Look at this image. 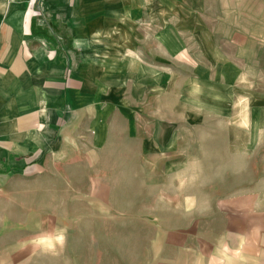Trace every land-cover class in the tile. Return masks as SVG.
<instances>
[{
    "label": "crops",
    "instance_id": "0c3cea01",
    "mask_svg": "<svg viewBox=\"0 0 264 264\" xmlns=\"http://www.w3.org/2000/svg\"><path fill=\"white\" fill-rule=\"evenodd\" d=\"M240 4V22L231 24L206 13V0H0V264H39L29 249L40 248V233L81 230L97 206L117 226L120 162L131 161L127 183L136 182L137 165L148 169L149 184L152 156L168 160L163 140L151 143L150 131L119 111L129 102L121 96L127 75L143 72L150 89L153 64L162 72L169 55L182 64L191 57L196 72L197 55L215 70L209 118L223 117L220 104L231 95L239 105L264 101V91L247 89L253 78L264 81V0ZM158 80L165 86L166 74ZM130 198L123 215L138 213L140 198ZM184 203L155 211L162 235L143 264H264V207H249L248 190L215 198L202 212ZM185 213L191 218L181 225ZM46 237L51 245L55 235Z\"/></svg>",
    "mask_w": 264,
    "mask_h": 264
},
{
    "label": "rangeland",
    "instance_id": "374dc122",
    "mask_svg": "<svg viewBox=\"0 0 264 264\" xmlns=\"http://www.w3.org/2000/svg\"><path fill=\"white\" fill-rule=\"evenodd\" d=\"M215 1L206 0L210 5L205 8L206 13L218 14L222 21L231 24L240 22L239 17L243 14L240 0L221 1L218 7H215ZM170 19L174 20L173 17ZM199 24L201 37L207 39L208 30L204 29L207 26ZM169 26L175 28L174 24ZM217 27L222 29L223 23ZM176 34L174 30L169 31V53L176 51ZM184 39H187L186 33ZM191 45L189 42L190 49ZM195 57L200 61L196 72L191 69V57H188L189 62L182 64L179 57L169 55L167 69L162 72L154 71L159 64H153L150 89L146 87L148 81L141 71L121 80V96L129 101L121 104V115L130 116L133 119L130 126L141 133L150 131L151 143L159 144L163 140L168 160L159 162L158 155L152 156L149 184L143 183L144 179L148 182V169L137 165L136 182L127 183L125 180L131 178L127 165L131 161H121L120 175L115 174V178H119L121 194L119 224L115 225L111 215L96 212L101 210L97 206L94 213L79 222L81 230L40 233V248L34 249L33 253L29 249V255L34 254L39 264H143V253L149 255L162 235L155 211L160 207L165 209L166 204L169 206L176 200L194 205L202 212L214 204L215 198L224 199L233 192L248 190L249 207H264V101L239 105L237 94L227 92L226 96L231 95L229 105L220 104L219 110L223 117L209 118L208 82L211 80L209 75L215 70L203 57ZM165 74L167 80L163 86L158 78ZM251 85L248 91H264L261 78H253ZM215 93L224 95L222 87H216ZM238 131L245 134L239 139L241 151L239 142L234 140ZM231 133L235 135H228ZM243 142L246 151H243ZM143 170H146V178ZM131 195L140 198L135 208L139 215L122 214L131 211ZM164 218L170 224L175 217ZM189 218L191 216L185 213L180 224H186ZM50 234L55 235L54 245L53 241L47 245L46 236Z\"/></svg>",
    "mask_w": 264,
    "mask_h": 264
},
{
    "label": "built area",
    "instance_id": "2783aa9c",
    "mask_svg": "<svg viewBox=\"0 0 264 264\" xmlns=\"http://www.w3.org/2000/svg\"><path fill=\"white\" fill-rule=\"evenodd\" d=\"M0 125H1V121H0Z\"/></svg>",
    "mask_w": 264,
    "mask_h": 264
}]
</instances>
